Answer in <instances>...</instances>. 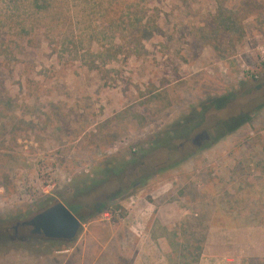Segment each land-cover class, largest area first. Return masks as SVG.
Wrapping results in <instances>:
<instances>
[{"label": "rangeland", "instance_id": "rangeland-1", "mask_svg": "<svg viewBox=\"0 0 264 264\" xmlns=\"http://www.w3.org/2000/svg\"><path fill=\"white\" fill-rule=\"evenodd\" d=\"M114 1L108 13V0H67L69 18L139 15L151 29L136 47L124 44L92 62L81 46V61L41 33L11 70H0V92L12 102L0 109V228L9 229L0 264H264V108L142 187L127 185L147 169L126 164L207 97L253 76L264 86V0ZM220 8L236 32L217 26ZM105 32L123 45V29ZM96 35L94 54L106 47ZM125 164L80 198L90 203L122 188L111 212L82 223L70 245L29 242L20 230L13 238L16 223L43 210L44 196L70 202L81 181ZM228 241L233 251H225Z\"/></svg>", "mask_w": 264, "mask_h": 264}, {"label": "trees", "instance_id": "trees-1", "mask_svg": "<svg viewBox=\"0 0 264 264\" xmlns=\"http://www.w3.org/2000/svg\"><path fill=\"white\" fill-rule=\"evenodd\" d=\"M108 1L106 10H108V13H113L116 9V3H114V0ZM217 1L219 6L224 2V0ZM1 3L0 70L10 69L21 52L29 48L33 41L39 42L38 38L41 33L48 37L49 43L60 54L78 56L81 59L83 56L80 53V48L87 45L86 53L89 55L90 61L103 62L107 59L111 50L124 47V44L133 48L136 47L139 44V38L141 40L143 35L151 29L149 22H143L138 17L139 15H133L127 21L120 20L118 22H115L111 16L100 21L99 19L93 21L82 17L73 22L69 18L70 5L67 0H59L56 4L54 0H3ZM214 17L217 26H221L220 28L223 31L236 32L237 23L227 11L220 8L216 11ZM115 28L123 29L126 32L119 35L123 45L114 43L115 38H117L115 37L116 33L105 32V30ZM99 29L101 30L100 33L97 32ZM75 31H80V34L76 36ZM88 31L89 35L86 33ZM96 34H103L101 40H105L103 45H106V47L94 54L91 50V44L98 41L96 40ZM251 78L252 80L241 82L236 89L228 93L207 97L161 136L148 142L145 148H141L137 156L126 164H135L147 169L148 173L139 175L127 186L129 188L144 186L151 176L179 166L189 156L210 148L219 140L249 122L251 115L264 108V86L253 80L257 76ZM11 103V99L7 94L3 95L0 92V109L9 110V106H12ZM178 141L179 144L175 143ZM156 156H162L164 159L160 163H151L152 158ZM126 164L118 169L107 167L95 179L81 181V189L78 191L77 199L72 198L70 202H64L79 217L81 223H86L102 213L111 212V206L121 195L122 188L90 203L81 201V199H84L83 196L90 193L99 192L105 185L109 184L112 176H118L123 172ZM53 202L54 200L51 197L44 196L39 202V206L44 210L53 205ZM115 208L117 209L119 206L115 205ZM1 237L4 238L5 236L0 235ZM27 240L49 246L70 245L73 242V240L42 241L32 238Z\"/></svg>", "mask_w": 264, "mask_h": 264}, {"label": "water", "instance_id": "water-1", "mask_svg": "<svg viewBox=\"0 0 264 264\" xmlns=\"http://www.w3.org/2000/svg\"><path fill=\"white\" fill-rule=\"evenodd\" d=\"M20 225L31 227L33 234L42 235L47 240L72 241L82 223L64 203L56 202Z\"/></svg>", "mask_w": 264, "mask_h": 264}, {"label": "flooded vegetation", "instance_id": "flooded-vegetation-1", "mask_svg": "<svg viewBox=\"0 0 264 264\" xmlns=\"http://www.w3.org/2000/svg\"><path fill=\"white\" fill-rule=\"evenodd\" d=\"M19 224V225H17ZM12 230H13V238L16 239L18 237L17 235V232L20 230L21 231V235L24 236L25 238L29 239V238H32V239H39V240H47L45 239L42 235H39V234H33L31 232V227H28V226H21L20 223H16L13 227H12ZM9 229L7 227H5V229H1L0 228V235H5L7 237H9ZM19 238V237H18Z\"/></svg>", "mask_w": 264, "mask_h": 264}, {"label": "crops", "instance_id": "crops-1", "mask_svg": "<svg viewBox=\"0 0 264 264\" xmlns=\"http://www.w3.org/2000/svg\"><path fill=\"white\" fill-rule=\"evenodd\" d=\"M248 229H251V228H248ZM239 231V230H238ZM237 231V232H238ZM237 232L235 233L236 235H237ZM233 243V241H228V243L227 242H225V251H230V250H232L233 251V249H234V247H232V244ZM217 248H222L221 246H220V244H218L217 245ZM256 249V248H255ZM249 251V249H248V247H246V252H248ZM240 254V255H243V253H242V250L241 251H238V250H235V255L236 254ZM226 255H228V253L226 252ZM254 255H256V256H260L259 254H257V252L254 254Z\"/></svg>", "mask_w": 264, "mask_h": 264}, {"label": "built area", "instance_id": "built-area-1", "mask_svg": "<svg viewBox=\"0 0 264 264\" xmlns=\"http://www.w3.org/2000/svg\"><path fill=\"white\" fill-rule=\"evenodd\" d=\"M107 214V213H106Z\"/></svg>", "mask_w": 264, "mask_h": 264}]
</instances>
